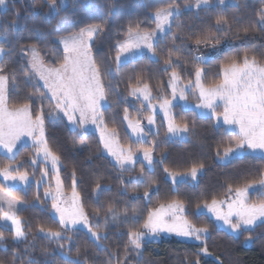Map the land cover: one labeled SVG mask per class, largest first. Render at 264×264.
<instances>
[{
  "label": "trees",
  "instance_id": "obj_1",
  "mask_svg": "<svg viewBox=\"0 0 264 264\" xmlns=\"http://www.w3.org/2000/svg\"><path fill=\"white\" fill-rule=\"evenodd\" d=\"M93 3L103 7L99 12H86L82 10L80 0H67L66 8L59 13L52 12L44 0H8L5 7L0 9V32H10L7 42L0 36V44L9 49L4 56L3 63L6 72L16 73V84L13 88L9 83V105L23 103L29 93H36L33 80L24 79L22 65L28 59L21 53V45L37 44L46 61L55 57L62 58V45L56 37L77 31L85 24L98 23L106 19V31L100 34L92 46V54L97 65L107 92V106L102 109L104 124L107 128L114 129L118 140L124 147L133 150L140 146L153 148L155 167L153 170L139 160L130 170H121L117 164L104 153L103 144L99 135L94 131L83 132L72 128L64 118L51 122L45 118L46 136L49 145L60 156L59 173L66 192H72L73 172H75V187L81 198V203L88 214L91 225H102L109 204H113L117 211L134 212L137 208L145 210L157 207L172 199H180L185 203L186 217L198 226L206 225L209 233L206 245L210 256L199 252L205 245L193 241L182 240L175 236H165L158 241L146 242L142 249L133 250L128 245L127 230L121 227H111L104 231L101 239L96 241L88 231L76 228L64 232L59 220L52 214L50 201L44 196L45 183L37 185L41 179L39 168L33 169L27 163L33 154L31 145L19 148L17 163H22L21 172L28 171L33 182L25 189L16 188L9 190L19 197L24 205L17 211L27 233V239L20 242L11 240L12 231L9 222L4 227L0 222V232L6 237L3 247L0 248V261L10 264L12 253H19L20 258L16 264H68V260L58 247L66 245V251L74 259L85 261L86 264H110L123 259L127 247V264H188V261L199 257L200 264H264V223H259L251 231H242L235 235L220 228L206 213H199L196 205L203 204L205 200L211 202L213 198L226 199L229 196L228 185L233 188L243 186L246 182L259 180L264 174V157L258 154L246 153L223 162V147L228 146L234 139L226 131V126L218 125L214 118L203 116L195 109L184 108L176 105L173 117L176 123L185 121L194 122V127L189 131L186 139H171L167 136V129L159 118V129L150 133L144 142H137L130 136L124 119V109H128V117L141 119L148 110L140 100L131 98L129 84L135 85L139 76L148 83L155 93V98H170V88L167 85L172 69L165 71L163 61L167 58L172 45V35L177 39L176 45L180 49V64L176 70L182 80H194L195 67L204 69L203 83L208 86L222 80L220 65L233 58H242L247 52L249 56L255 55L264 63V27L258 22L259 13L264 8V0H232L226 6H209L200 9H185V5H192L196 0H92ZM114 4V14L105 17L107 5ZM169 4H178L182 13L171 26L167 36L160 37L156 43V56L143 55L132 61L124 63L117 70L115 63L116 41L125 38L126 25L131 21H143L142 27L155 28L150 13L155 9ZM19 12V16L16 15ZM219 15L225 16L230 29L217 30L215 20ZM65 17V24L60 31H56L57 21ZM15 20V27L9 28L10 22ZM249 31L245 33L244 28ZM239 29V35L236 34ZM43 33L42 36L37 33ZM211 32L219 39L217 49L205 63L193 60L194 55L204 51L201 45L196 49L194 40L197 34ZM43 92L42 87L39 88ZM43 104L47 111L51 102L36 100L33 104L35 115L39 106ZM155 142V143H154ZM220 148L221 156L216 155ZM9 163L7 157L0 154V166ZM203 163L204 168L197 175L196 180H181L176 183L164 172L186 173L194 165ZM40 167H45L42 163ZM157 181L150 197L145 198L143 191L135 187V179L140 177V170ZM97 181L101 189L93 191ZM123 182V184L121 183ZM0 185L5 186L0 178ZM133 188L136 191H133ZM150 191V190H149ZM39 195L40 200L35 197ZM256 196L252 195V199ZM264 200V196H259ZM99 212V216L94 215ZM59 230L68 240H51L43 233L38 232V227ZM252 239L248 240L247 237ZM6 249V250H4ZM79 251V256L77 252Z\"/></svg>",
  "mask_w": 264,
  "mask_h": 264
},
{
  "label": "snow or ice",
  "instance_id": "obj_2",
  "mask_svg": "<svg viewBox=\"0 0 264 264\" xmlns=\"http://www.w3.org/2000/svg\"><path fill=\"white\" fill-rule=\"evenodd\" d=\"M8 0H0V6L6 5ZM14 2V0H13ZM52 12L59 11L67 6V0H44ZM23 3V0H21ZM82 10L86 12H99L103 7L100 4L93 3L92 0H80ZM226 0H218L217 6H224ZM211 0H196L195 7L209 6ZM185 8L193 7L186 4ZM114 4L107 5L105 9V17H111L114 14ZM19 16V12H16ZM155 23V28H143V21L137 20L135 23L129 22L125 28V38L118 40L113 45L115 49V63L117 70L120 64L131 59L142 57L144 50L147 49L152 56H156V43L158 35L167 36L171 32L173 21L181 15V7L178 4H169L165 7L157 8L150 13ZM259 23L264 27V8L260 10ZM65 17H60L57 21L55 30L60 31L65 24ZM107 20L102 18L98 23L85 24L75 32H70L67 35L56 37V40L63 45L62 58L46 61L37 44L21 45L20 51L28 55L25 65H22L24 79L28 82L35 81L34 85L37 89L36 93H29L23 103L14 106L9 105V83L13 88L16 84V73L13 70L11 73L6 72V66L3 63L4 56L7 55L9 49L4 44H0V154L7 157L9 163L0 166V177L4 181L10 182L11 187L20 185H28L31 183L30 175L33 173L28 171L21 172L19 169L22 163H17L19 155L18 142L23 137H28L31 140L33 154L29 157L27 163H30L33 169L39 168L41 179L36 181L39 186L44 182V178L48 176L49 167H40L43 163L50 165V168L55 172L56 187L55 191L51 187L46 188L44 196L50 197L52 200L51 208L59 215V224L64 232L72 231L75 226L83 224L91 237L96 241L101 239V231L99 226L94 230L90 224L88 214L84 211L83 205L80 203L79 193L75 187V172H73V186L70 201L65 197L62 190V181L59 178L60 156L53 151L49 145L46 136L45 118L46 116L51 122H55L59 114L67 117V120L74 126L84 128L86 124L91 122L97 125L101 131V141L104 149H106L113 157L117 166L121 170H130L135 164L136 154L142 151L143 159L147 162L149 170L153 164V148L145 147L142 150L132 147L127 149L120 148L114 141L117 135L114 129L109 130L104 124V114L101 110L102 104L107 102V92L103 82L101 69L97 65L96 58L92 54V46L95 39L106 31L105 24ZM15 27V20L10 22L9 28ZM217 30L230 29L231 25L228 19L219 15L215 20ZM245 33L249 31L246 27L243 29ZM239 35V29L236 32ZM10 32H0L7 42ZM38 37L43 33L38 32ZM177 36L172 35V45L168 51L167 58L163 61L165 71L171 68L167 81L168 87L171 89V99L163 97L159 102V108L164 112L165 118L168 120L167 133L171 136L186 135L194 122L185 121L176 123L171 117V109L173 102L179 98L187 101L188 97L185 94L186 90L192 87L198 91V99L200 103L197 108L206 109L210 117L220 120L223 118V123L229 125L226 131L234 137L228 144L223 147V157L240 152L241 150H251L252 152L260 151L264 154V63H261L255 55L249 56L247 52L242 58H233L229 62L220 65V73L222 80L217 83L208 85L207 87L202 82L204 69L195 67V80H189L186 85L182 84V77L176 68L180 64V49L175 41ZM219 43V39L215 33L205 32L197 34L194 40L197 51L201 45L204 47L215 48ZM209 59L205 54L194 55L193 60L199 63H205ZM44 89L43 92L39 88ZM130 95L142 97V102H147V107L152 110V114L147 116L149 125L155 123V108L156 105L151 103L152 93L148 83H145L139 76L136 79V84H129ZM36 100L50 101L51 107L46 111L45 106L41 104L33 114V104ZM223 105V112L218 113L216 108ZM124 119L128 121V127L136 135L137 139L143 141L147 135L144 126L140 119L135 121L129 119L128 109H124ZM103 125V127H101ZM155 143V142H154ZM115 145V146H114ZM216 155L221 156L220 148L217 149ZM204 168L203 163L194 165L186 173L170 172L168 168L164 169L173 183L177 182L178 177L188 176L196 179L197 174ZM144 177V169L140 170V180ZM123 184V182L121 181ZM155 179H149L144 188L143 196L150 197L149 189L156 185ZM260 189V195L264 196V174L259 180L246 182L243 186L233 188L228 185V192L235 193L234 198L230 200H218L213 198L209 203L207 200L203 204H197L196 208L201 207L208 209L217 220L223 221L228 228L236 233L242 231H251L257 223H264V200L259 202L249 203L248 195L250 190ZM101 189V184L97 181L93 191ZM133 191H136L133 188ZM40 200L39 195L35 197ZM20 198L8 192L5 188L0 187V222H3L4 227L11 225L13 242H20L27 239L22 221L15 210ZM7 205V210H4V205ZM227 205V210H224V205ZM185 203L180 199H172L165 203H159L157 207L148 211L147 218L144 223L137 227H129L127 231L128 245L133 250H139L142 246V241L146 236H158L161 232L176 233L182 237L193 238L200 241L205 246L199 250L202 254H208L205 236L209 233L206 225L197 226L189 220L185 213ZM94 215L99 216V212ZM113 222L126 223L129 219L127 213L123 215L118 213L113 204H109L106 213L104 225L107 228V220ZM132 219H137L133 216ZM38 232L43 233L51 240H68L71 242V237L64 235L62 231L52 228L38 227ZM6 237L3 232H0V248L3 247ZM246 239L251 240L249 236ZM58 247L68 260V264H86L85 261L74 259L65 250L66 245L59 244ZM127 245L125 255L122 260H118L117 264H127ZM6 250V249H4ZM79 256V251L77 252ZM20 258L19 253L13 252L10 264H16ZM3 264V261H0ZM29 264H32L29 261ZM188 264H200L199 257L188 261ZM222 264V262H221Z\"/></svg>",
  "mask_w": 264,
  "mask_h": 264
},
{
  "label": "rangeland",
  "instance_id": "obj_3",
  "mask_svg": "<svg viewBox=\"0 0 264 264\" xmlns=\"http://www.w3.org/2000/svg\"><path fill=\"white\" fill-rule=\"evenodd\" d=\"M230 3H232V0H226V3H225L224 6H226V5L230 4ZM195 4H196V2H195L194 4H192L193 7L185 8V9L190 10V9H200V8H202V7L217 6V4H218V0H211V4H210L209 6H203V5H202V6L199 7V8H196V7H195ZM4 7H5V5H2V6H0V9H3ZM181 13H182V10H181ZM160 37H163V36H162V35H158V39H159ZM61 45H62V44H61ZM62 48H63V45H62ZM204 49H205V50H204V51H201L199 54H205L206 56H208V57L210 58V57L213 55V53L215 52V50L217 49V47H215V48H212V47H204ZM146 54L152 56V54L149 53V52L147 51V49L144 50V54H143V55H146ZM199 54H198V55H199ZM27 57H28V55H27ZM153 57H154V56H153ZM132 60H134V59L128 60L127 62L132 61ZM127 62H123V63H121L120 66L123 65L124 63H127ZM194 80H195V79H194ZM194 80H193V81H194ZM202 82H203V78H202ZM182 84H183V85H186L187 83L184 82V81L182 80ZM205 86H206V85H205ZM206 87H207V86H206ZM151 93H152V100H151V103H152L153 105H156V108H155V123L152 124V125H149V124H148V121H147V116H149V115L152 114V110H150V109L147 107V102H142V97L138 99L137 97L130 95L131 98L136 99V100H140V101L144 104V108L148 110V113H147V114L143 113L142 116H141V119H140L141 124H142V126H144V128H145V132L147 133V135H146V137H145V139H144L143 141H140V140L137 139L136 135L132 132L131 128L128 127V121L126 120V127H127V129H128V132H129L130 136L132 137V139H134V140L137 141V142H144V141H146V140L148 139L150 133H156V132L158 131V129H159V123H158L159 118H161L162 121L164 122V124H165V126H166V129H167V127H168V120H167V118H165L164 112L159 108V102H160V100H161L163 97L161 96V97H159L158 99H154V98H155V93H154L152 90H151ZM170 93H171V89H170ZM185 94H186L187 97H188L187 101H183V100H180L179 98H177V100L173 102V107H172V109H171V113H170V115H171L172 118H174V117H173V109H174V107H175L176 105H181V106H183L184 108L195 109V110H197L201 115L210 117V115H209V113H208V110H206V109H201V108H197V107H196V105L200 103V100L198 99V91L195 89V87H192V88L187 89ZM169 99H171V95H170V98H169ZM107 104H108L107 102H106V103H103V104H102V108H101V110H102L104 107H106ZM216 111H217L218 113H222V112H223V105L220 104V106H218V107L216 108ZM61 117H64V118L67 120V117L63 116L62 113L59 114V117H58V118H61ZM129 119L135 121V120L138 119V118H130V117H129ZM214 120H215V122H216L218 125H224V126H226L227 129H228L229 127H231V126H229V125H225V124L223 123V118H222V117L220 118L219 121L216 120L215 118H214ZM67 121H68V120H67ZM68 123L72 126V128H74V126H73L69 121H68ZM101 127H103V125H101ZM75 129H79V130H81V131H83V132L94 131V132H96V133L99 135V137H101V131H100V128H98L97 125L92 124L91 122H89L88 124H86V125L84 126V128H80V127L77 125V126H75ZM109 130H110V129H109ZM167 136H168L169 138H171V139H186V138H188V136H189V132H188L186 135H181V136H171L170 134L167 133ZM100 139H101V138H100ZM21 141H22V142L18 143V146H21V147H22V146H24V145H31V140H30V138H28V137H23ZM114 141L118 144V146H119L120 148H123V149H127V148H128V147H124L123 145L120 144L117 135L114 137ZM102 144H103V143H102ZM114 146H115V145H114ZM143 148H145V147H144V146H140V147L137 148V149H141V150H142ZM103 150H104V153L107 154L109 157H111V159L116 163V161H115V157H113V156H112V155H111L106 149H104V147H103ZM135 150H136V149H135ZM135 150H134V151H135ZM246 153L258 154V155H261V156L264 157V154H261L260 151L252 152L251 150H247V149H245V150H241L240 152L235 153V154L229 156L228 158H221V161L226 162V161L230 160V159L233 158V157H236V156H242V155H244V154H246ZM139 160H142V161L145 163V165L149 168V166L147 165V162L144 161V159H143L142 151L137 152V154H136L135 164H136ZM135 164H134L132 167H134ZM44 166H45V167H46V166L49 167L50 170H49L48 176L44 178V182H43V183H45L46 188L51 187L52 190L55 191V187H56V179H55V175H56V174H55V172H53V171L51 170L50 165H45V164H44ZM132 167H131V168H132ZM154 167H155V156H154V153H153V164L151 165L152 170L154 169ZM201 171H202V170H201ZM201 171H200L199 173H201ZM199 173H198V174H199ZM147 174H148V173H144V177H143L142 179H140V180L135 179V187H136L138 190L143 191L144 188H145V185H146L147 182H148V180H149V179H154V178L148 176ZM166 174H167V173H166ZM198 174H197V175H198ZM167 176H168L169 178H171L168 174H167ZM0 178H1V180L3 181V183H4V185H5V186H1V185H0V187L5 188L8 192H10L9 190H11V189H16V188L25 189V188H27V187L33 182V178L30 176L31 183H29L28 185H20V184L17 182V186H15V187H11V186H10V182L4 181L2 177H0ZM59 178H60V180H61L60 173H59ZM196 178H197V177H196ZM186 179H189V180H192V181H193V180H196V179H192L191 177H188V176H183V177H178L177 181L186 180ZM61 181H62V180H61ZM43 183H41V184H43ZM41 184H40V185H41ZM154 189H155V185H153L152 188L149 189V190H150L149 192L151 193V191L154 190ZM62 190H63V193H64L65 197L68 198L69 201H70L71 193H72V192H69V193L66 192V191L64 190L63 183H62ZM143 192H144V191H143ZM11 194L14 195V196H16L13 192H11ZM252 195H254V196H256V197H255L254 199H252ZM234 196H235V193L232 192V193L229 194V196H228L226 199H223V200H228V201L230 202V200H231L232 198H234ZM259 196H261V195H260V189H259V188L255 189V190H250L249 195H248V202H249V203L259 202V201H260L259 198H258ZM47 199L50 201V204H52V200H51V198L48 197ZM80 203H81V198H80ZM209 203H210V202H209ZM81 204H82V203H81ZM23 205H24V203H23V201L20 199L19 203L16 205L15 210L18 211ZM223 207H224V210L226 211V210H227V205L225 204ZM154 208H155V207H154ZM151 209H153V208H149V209H147V210H145V209H143V208H137L134 212H126L127 215H128V217H129V219H128V221H127L126 223L113 222V221L109 218V219L107 220V224H108V226H107V228H105L104 225H105V223H106V220H105V218H104V219H103L104 222L102 223V225H92V227H93L94 230H96V229H97V226H99V230L101 231V235L104 234V231H105L106 229L111 228V227H121V228H123L124 230H127V231H128V228H129V227H137V228H138L140 225H142V224L144 223V220L147 218L148 211L151 210ZM4 210H5V211L7 210V205H6V204L4 205ZM84 211H85V210H84ZM116 211H117V210H116ZM117 212L120 213L121 215H123V214L125 213V212H122V211H117ZM198 212H199V213L204 212V213L208 214V215H209V216H210V217L216 222V224H217L220 228L226 230V231L229 232V233H232V234H235V235H238V234L241 233V232H240V233H236V232L231 231V230L228 228V226L225 225V224L223 223V221L217 220L216 217H215L212 213H210V212L208 211V209H206V208L201 207V208L198 210ZM52 214H53V215L59 220V215H58L57 213H55L53 209H52ZM184 214H185V213H184ZM133 216L137 217V219H132ZM90 224H91V223H90ZM257 224H259V222H258ZM197 226H198V225H197ZM255 226H256V225H255ZM255 226H253V227H255ZM76 228L84 229V230L87 231V228H86L83 224H79V225L75 226V229H76ZM89 234H90V233H89ZM207 235H208V234H207ZM207 235L205 236L204 239H206ZM165 236H175V237H178V238H180V239H182V240L193 241V242H197V243L203 244V243H201L200 241H196V240H194L193 238L182 237V236L177 235L176 233L161 232L158 236H155V237H152V236H146V237L144 238V240L142 241V246H141L140 249H142L143 245H144L146 242H149V241H158V240H160L162 237H165ZM92 238H93V237H92ZM94 239H95V238H94ZM205 255H206V256H210L209 253H208V254H205ZM121 260H122V259H121ZM110 264H117V261H116V262H113V263H110Z\"/></svg>",
  "mask_w": 264,
  "mask_h": 264
},
{
  "label": "crops",
  "instance_id": "obj_4",
  "mask_svg": "<svg viewBox=\"0 0 264 264\" xmlns=\"http://www.w3.org/2000/svg\"><path fill=\"white\" fill-rule=\"evenodd\" d=\"M20 142H22V141H20ZM20 142H18V143H20ZM21 146H18V148H20Z\"/></svg>",
  "mask_w": 264,
  "mask_h": 264
}]
</instances>
